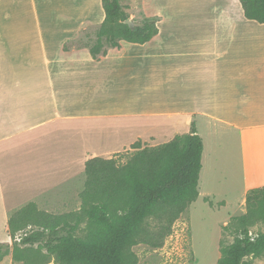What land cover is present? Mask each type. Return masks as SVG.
I'll use <instances>...</instances> for the list:
<instances>
[{"label": "crops", "instance_id": "obj_1", "mask_svg": "<svg viewBox=\"0 0 264 264\" xmlns=\"http://www.w3.org/2000/svg\"><path fill=\"white\" fill-rule=\"evenodd\" d=\"M36 6L37 0H0V160L9 155H27L34 161L40 151L35 146L48 142L42 137L41 128L51 124L71 125L89 119L142 114L130 105L136 101V93L130 92L134 90L120 95L116 92L117 85L113 89L117 104L102 100L95 107L74 111L75 98L92 99L98 88L102 95L108 93L105 78L123 75L136 78V72L128 70L130 62L136 61L135 54L127 51L133 42L122 40L120 46L93 57L88 44L77 46L88 29V22H81L79 28L69 33L62 32L59 38L54 30L42 34L40 28L25 27L23 19L29 16V7ZM219 11L215 25L196 28V34L186 37L184 44L176 47L183 46L177 51L170 53L169 47L172 49L174 45L160 40L161 29L143 43L146 48H160L157 57L183 56L163 68L160 85L157 82L146 85L161 92L163 104L174 105L145 114L173 117L188 113L195 115L196 120L233 132L239 142L242 195L246 199L250 189L264 186V23L254 25V20L245 17L242 5L236 3ZM146 56L149 58L147 53ZM177 73L183 76L173 80V74ZM184 98H196L195 111L183 112L177 108L186 102ZM121 102L129 106H119ZM178 134L181 133L171 139ZM147 139L153 140L155 136ZM96 154H86L81 161L71 162L61 170L54 167L32 173L22 166L18 171L22 173L20 176L30 177L29 192L51 193L58 186L73 184L78 176L76 171L84 174L89 158H110L116 152ZM6 186L0 171V210H18L35 202L32 196L22 202L23 191L13 190L11 186L8 190ZM6 215L8 223L12 214L6 212ZM8 260L12 264V255H8Z\"/></svg>", "mask_w": 264, "mask_h": 264}, {"label": "rangeland", "instance_id": "obj_2", "mask_svg": "<svg viewBox=\"0 0 264 264\" xmlns=\"http://www.w3.org/2000/svg\"><path fill=\"white\" fill-rule=\"evenodd\" d=\"M235 3L241 5L239 0H121L122 6L135 25H141L145 21L156 23L163 33L160 35V40L165 44L174 45L172 49L171 46L169 47L170 53L183 47L176 48L184 44L186 37L196 34V28L215 25L219 10ZM29 11H31L29 16L23 19L25 21L23 25L40 28L42 34L54 30L58 33L55 35L56 38H59L62 32L69 33L88 22V29L82 40L77 42V46L94 45L97 40V31L105 19L101 0H37V6L33 9L29 7ZM252 23L259 24L256 21ZM131 44L133 46L127 51L130 50L132 54H135L136 61L130 62L128 70L136 72V78L133 79L129 75L110 79L107 77L105 83L108 93L105 92V95H102L98 88L92 99L84 96L75 98L72 107L74 111L91 108L97 106L98 101L103 102L102 100L112 105L113 102L117 104L113 90L117 85L116 92L120 95L128 93L129 89L135 91L130 90L131 94L136 93V101L130 105L135 106V110L142 114L89 119L82 123L74 122L71 125L56 123L42 127V137L48 142L35 146L40 151L38 156H34V161L27 155H9L0 160V171L7 184L6 188L9 190L11 186L13 190L23 191L22 202L32 196L40 209L51 213L78 211L82 206L81 193L87 179L85 172L83 174L76 171L78 176L70 186H58L54 192L39 194L38 191H28L30 177L20 176L22 173L18 171L19 167L24 166L32 173L37 170L43 173L54 167L61 170L63 166L81 161L80 159L86 154H92V152H97L96 155L116 152L111 157L124 163L136 152L131 145L139 140L138 136H142L143 147H156L168 142L176 133H190L192 126L195 125L204 141L198 198L190 203L172 224L171 231L165 236L161 247L139 242L131 247L130 253L136 264H220L223 250L240 234L235 217L247 212L246 200L242 195L243 178L238 139L233 132L219 129L209 122L196 120L195 115L188 116V113L173 117L145 114L150 110H165L166 107L174 105L163 104V98L159 97L161 92L151 90L146 85L155 82L160 85L163 68L167 63L183 59V56L157 57V54L161 52L160 48L154 49L151 46L146 48L145 44L139 43ZM108 48L110 46L104 40V49L108 50ZM165 51L167 52L166 47ZM182 76L178 73L173 74V80H178ZM195 99L188 98L177 108L183 112L195 111ZM123 104L125 103L121 102L119 106H124ZM128 106L129 104H126L124 107ZM150 135H154L155 139H147ZM59 149L63 151L67 149L66 154L59 153ZM46 150L49 153H44ZM12 206L9 205V207ZM14 211L16 210L11 209L6 212L12 214ZM6 212L0 210V243L13 246ZM144 226L153 234L158 233L162 227L156 218L148 219ZM87 227V222H84L78 234L83 235ZM263 230L264 225L261 222L250 227L253 235ZM45 252V250H36L33 255L40 259ZM254 261L255 264H264V256ZM0 264H10L8 256L4 257ZM12 264L24 263L13 261ZM44 264L60 263L54 256L47 255L44 258Z\"/></svg>", "mask_w": 264, "mask_h": 264}, {"label": "trees", "instance_id": "obj_3", "mask_svg": "<svg viewBox=\"0 0 264 264\" xmlns=\"http://www.w3.org/2000/svg\"><path fill=\"white\" fill-rule=\"evenodd\" d=\"M105 19L90 47L93 57L106 54L120 41L146 43L159 29L145 21L131 27L121 0H101ZM249 20L264 23V0H239ZM136 152L124 163L114 157L93 156L85 162L86 184L78 211L51 213L31 201L14 211L8 220L13 246L0 243V261L8 255L24 264H44L54 256L60 264H136L130 253L139 242L161 247L172 224L200 194L203 138L195 125L156 147L131 145ZM247 212L235 217L240 234L223 250L220 264H255L264 256V230L251 234L250 227L264 225V186L246 194ZM150 218L160 221L156 234L145 228ZM87 222L83 235L78 232ZM36 248H34V246ZM36 250H45L42 258Z\"/></svg>", "mask_w": 264, "mask_h": 264}, {"label": "water", "instance_id": "obj_4", "mask_svg": "<svg viewBox=\"0 0 264 264\" xmlns=\"http://www.w3.org/2000/svg\"><path fill=\"white\" fill-rule=\"evenodd\" d=\"M125 23H127L128 25H130L131 27H134L135 24L134 22L132 21V19L130 17H128L126 20H125Z\"/></svg>", "mask_w": 264, "mask_h": 264}]
</instances>
